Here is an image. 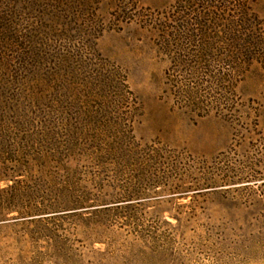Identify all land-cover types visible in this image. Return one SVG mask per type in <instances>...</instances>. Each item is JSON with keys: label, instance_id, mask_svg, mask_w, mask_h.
Masks as SVG:
<instances>
[{"label": "rangeland", "instance_id": "1", "mask_svg": "<svg viewBox=\"0 0 264 264\" xmlns=\"http://www.w3.org/2000/svg\"><path fill=\"white\" fill-rule=\"evenodd\" d=\"M211 1L195 4V22L207 19L209 3L221 13L222 0ZM244 2L264 31V0ZM178 6L0 0V188L26 187L0 208V264H264V61L245 70L240 57L233 81L240 121L181 111L165 92L166 73L173 59L199 51L201 36L166 46L156 22L171 7L177 16ZM212 54L219 67L223 52ZM119 79L138 106L129 131ZM132 142L170 151L185 165L245 167L258 178L200 195L151 186L155 171L139 166ZM102 184L108 195L140 197L107 196L76 209L83 190L95 194ZM57 199L61 212L25 213ZM50 216L57 217L41 219Z\"/></svg>", "mask_w": 264, "mask_h": 264}, {"label": "trees", "instance_id": "2", "mask_svg": "<svg viewBox=\"0 0 264 264\" xmlns=\"http://www.w3.org/2000/svg\"><path fill=\"white\" fill-rule=\"evenodd\" d=\"M206 1L208 2L209 0H176V3L179 5L178 7H180V13H177L178 15L176 16L174 7H171L170 14L162 12L159 14L161 16L159 20H156L158 22L157 29L161 32L166 46L170 45L173 40L179 43L182 39L183 42L187 41V43H191L192 45L195 43L194 39L201 36L197 41L200 46H198L199 51L196 54H188V56H180L172 60V65L166 73L167 87L165 92L175 99L177 108L187 114L204 118L215 113L216 115L225 116L227 119L238 122L240 121L237 118L240 115L238 107L239 100L234 93L235 84L233 81L236 80L237 82L236 73L240 67L242 69L245 65V70H247L252 65L251 61H264V31L258 28L255 19L249 14L244 0H222V2L220 0V8L218 9H220L219 11L221 13L217 16L212 12L213 7L210 5L212 2L210 0L207 7L209 9L207 19L204 20L205 17H200V21H197L198 23L195 22V4H204ZM76 2L78 8L85 6V4L81 5L79 1ZM120 3L124 4L123 1ZM233 4L236 6H233ZM74 8L71 7L73 10ZM122 8L126 10L123 6ZM207 8L205 7V10ZM235 13L237 14V18L234 15ZM222 14L226 18H222ZM78 18L74 17L76 24L79 22ZM203 20L204 24L202 22ZM150 21L153 22V19H150ZM79 26L81 28L80 24ZM87 28L86 32L89 30V27ZM218 28L221 29V34L216 31ZM202 37L204 38L202 39ZM87 41V39L84 42L82 41L80 51L88 50L89 44ZM220 43L222 46L218 48ZM216 49L223 52L219 67L213 66L211 61L213 56L212 52ZM240 57L244 59L243 66L240 64ZM238 60L240 61L238 62ZM120 80H117L115 83L117 91L123 92V88L128 91L127 94L122 95V99L124 112H126L127 116L131 115L129 122L126 123V128L129 131L132 128L134 119L132 115L138 111V106L133 97V93L128 90L125 82L123 83L126 80ZM256 127L257 124L255 125V129ZM246 130L248 132L252 131V129ZM135 151L137 152L136 155H138L139 166L143 168L148 167L155 171L150 182L151 186H168L177 192H196V195H200L204 193V190H211L219 184H224V186L229 184L235 185L240 181H246L252 178L256 179L258 177L255 175L259 174L254 170H252L253 173L251 174L249 172L247 173L245 167L240 169L230 166L205 167V165H200L195 167L188 164L185 165L182 163V158L173 155L170 151L156 149L154 147L139 150V146L135 142H132L130 143V152ZM187 180L192 181L186 183ZM105 187L106 184L97 186L95 194L83 190L80 200L76 202V209H84V206L87 205L86 203H89L91 200L97 203H106L107 200H105V197L107 196L120 200L126 199L127 202L135 201L134 198L139 195H131L124 191L108 195L104 193ZM109 187L112 188L114 186L110 185ZM115 187L120 188V186ZM25 188L22 182H15L12 186L4 189L0 188V208L3 209L5 207L9 209V207L13 206L16 203L13 199L14 195L16 197V193ZM89 196H93L94 198L90 199ZM58 200H53L49 203L42 202L36 205L31 204V206H26L28 212L25 213L31 216L32 213H40L38 215H41L61 212V201ZM55 217L57 216L41 219Z\"/></svg>", "mask_w": 264, "mask_h": 264}]
</instances>
